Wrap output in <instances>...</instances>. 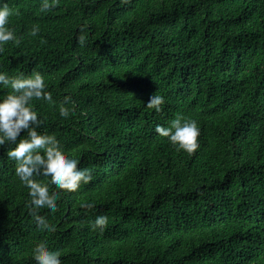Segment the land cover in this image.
<instances>
[{"label":"trees","instance_id":"16d2710c","mask_svg":"<svg viewBox=\"0 0 264 264\" xmlns=\"http://www.w3.org/2000/svg\"><path fill=\"white\" fill-rule=\"evenodd\" d=\"M7 2L20 43L6 42L0 71L44 75L42 134L93 180L52 189L58 209L41 215L56 230L41 233L0 146V264H35L44 242L62 264H264V0ZM178 116L198 121L194 153L155 131Z\"/></svg>","mask_w":264,"mask_h":264},{"label":"clouds","instance_id":"9594fccd","mask_svg":"<svg viewBox=\"0 0 264 264\" xmlns=\"http://www.w3.org/2000/svg\"><path fill=\"white\" fill-rule=\"evenodd\" d=\"M57 0H42L41 11H47L54 7ZM14 9L7 0H0V51L8 41L20 43L15 30L10 26V17ZM39 26L31 29V34L39 32ZM78 43L81 47L85 40L81 38ZM0 87L10 88L5 94L0 95V146L10 145L7 156L14 160L15 174L28 188L29 203L25 204L28 214L41 233H52L55 225L41 215V210L55 213L58 209L57 201L61 197V191L52 192V189L74 192L82 184H88L93 180L92 169L79 167V161L66 155L55 137L43 135L41 127L43 118L39 116L33 100L43 99L53 104V94L48 90L44 75L39 71L30 74L19 72L9 75L0 71ZM67 105L73 104V100H66ZM165 97L160 94L150 96L146 105L157 112L162 110ZM67 108H62L60 118L70 119ZM155 131L175 145L178 149L189 154L194 153L200 147L199 136L201 129L198 121L193 118L178 116L169 126L157 124ZM23 133V135L21 134ZM41 178L49 183L38 182ZM87 209L95 207L94 202L82 205ZM108 216L100 214L90 221L93 229L103 231L108 224ZM35 264H62L60 252L53 250L47 242L40 244L33 253Z\"/></svg>","mask_w":264,"mask_h":264}]
</instances>
